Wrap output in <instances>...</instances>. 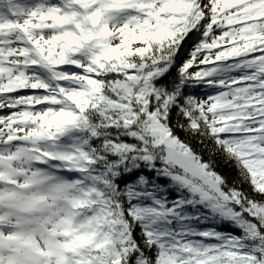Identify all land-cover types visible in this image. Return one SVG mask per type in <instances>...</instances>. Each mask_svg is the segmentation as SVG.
I'll use <instances>...</instances> for the list:
<instances>
[{
  "label": "snow or ice",
  "instance_id": "6c2138e0",
  "mask_svg": "<svg viewBox=\"0 0 264 264\" xmlns=\"http://www.w3.org/2000/svg\"><path fill=\"white\" fill-rule=\"evenodd\" d=\"M0 264H264V0H0Z\"/></svg>",
  "mask_w": 264,
  "mask_h": 264
},
{
  "label": "trees",
  "instance_id": "16d2710c",
  "mask_svg": "<svg viewBox=\"0 0 264 264\" xmlns=\"http://www.w3.org/2000/svg\"><path fill=\"white\" fill-rule=\"evenodd\" d=\"M183 61V60H181ZM193 71L195 70V68L192 69ZM195 94L197 95L198 98H203L200 89L197 88L194 90ZM176 134L185 142L190 143L192 145V147L194 149H196L197 151H200L201 148L204 147L203 144L200 143L201 141V137L199 136H195L193 137L191 133H187L179 128L176 129ZM205 143H207V141H205ZM205 155V159H207V153H204ZM217 171L221 172V174L226 175L228 177L229 180V184H231L234 180L237 181L238 186H240L242 188V190L246 191V192H251V187L248 183H243L240 184V178H239V174L234 166V164L232 162H220L219 166L217 167ZM211 226V225H209ZM218 230L221 231H230L233 232L234 234L239 235V230L231 227L229 224L225 223L222 226H220L218 228Z\"/></svg>",
  "mask_w": 264,
  "mask_h": 264
},
{
  "label": "rangeland",
  "instance_id": "374dc122",
  "mask_svg": "<svg viewBox=\"0 0 264 264\" xmlns=\"http://www.w3.org/2000/svg\"><path fill=\"white\" fill-rule=\"evenodd\" d=\"M191 47H192L191 43L186 44L185 49L182 50L183 54L180 58L181 60L188 58V52L191 50ZM21 94H24V93H21ZM3 114H7L6 111Z\"/></svg>",
  "mask_w": 264,
  "mask_h": 264
}]
</instances>
